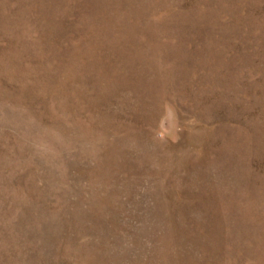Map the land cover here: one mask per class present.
Returning a JSON list of instances; mask_svg holds the SVG:
<instances>
[{
  "label": "rangeland",
  "instance_id": "obj_1",
  "mask_svg": "<svg viewBox=\"0 0 264 264\" xmlns=\"http://www.w3.org/2000/svg\"><path fill=\"white\" fill-rule=\"evenodd\" d=\"M0 264H264V0H0Z\"/></svg>",
  "mask_w": 264,
  "mask_h": 264
}]
</instances>
